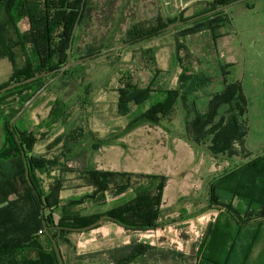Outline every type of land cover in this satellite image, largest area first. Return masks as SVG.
Here are the masks:
<instances>
[{
	"label": "trees",
	"instance_id": "16d2710c",
	"mask_svg": "<svg viewBox=\"0 0 264 264\" xmlns=\"http://www.w3.org/2000/svg\"><path fill=\"white\" fill-rule=\"evenodd\" d=\"M233 1L236 0L198 1V11L190 17H184L182 13L166 15L162 9L149 21L128 24L124 43L131 45L154 38L177 22H186L173 29L182 37L208 31L215 52L217 75L211 77L204 72L203 61H200L199 68L196 67L199 60H192V53L182 55L187 48L179 39L175 51L180 68L177 88L155 89L154 81L148 87H141L134 82L131 72H119L121 76L115 88L118 116L129 115L131 104L141 106L164 94L161 100L139 111L125 131L143 121L160 124L172 120L180 103L187 107L191 102L194 109L197 95L217 78L220 91L211 94L204 113L193 110L195 116L186 122V134L189 133L191 143L207 146L215 157L239 154L236 147H243L249 133V103L241 80H230L231 68L236 64L221 53L218 44L221 38L230 35L232 19L228 11L223 10L188 22ZM98 3L97 0H0V59L11 62L14 71L9 80L0 83V89L65 66L71 48L73 56L75 25H80L86 14L92 17L98 11ZM98 53L100 51H91L87 57ZM18 60L23 64L22 70H19ZM207 62L210 61L203 65ZM70 73L71 69L63 76ZM52 77H43L0 94L3 131L0 148V264H59L46 228L60 250L69 243L72 234L90 233L108 222L139 232L164 228L159 220L166 187L164 176L67 168L68 154L72 151L67 142L85 138L81 127L62 134L57 142L49 144L46 154H34L37 144L47 141L59 124L66 125L72 114L68 104L59 99L51 104L47 118L32 130L19 126V120L26 118L30 110L44 100L52 86L11 126V120L23 105ZM190 130H193V136ZM103 143L109 142L104 140ZM54 150L57 155L52 154ZM26 167L33 186L28 182ZM60 168L63 172L76 173V177L67 180L60 175L54 176ZM68 182L70 186H67ZM76 189L84 193L66 201L62 199L64 191ZM129 194L133 195L132 198L121 205L103 212H87L88 205L104 207ZM210 195L216 204L224 207L229 218L218 217L209 228L202 246L195 253L197 264H248L261 226L248 228L242 217L256 220L264 217V153L228 169L220 178L210 182ZM233 200L238 204L230 208ZM171 252L183 254L176 250ZM64 263L68 264L65 259Z\"/></svg>",
	"mask_w": 264,
	"mask_h": 264
},
{
	"label": "rangeland",
	"instance_id": "374dc122",
	"mask_svg": "<svg viewBox=\"0 0 264 264\" xmlns=\"http://www.w3.org/2000/svg\"><path fill=\"white\" fill-rule=\"evenodd\" d=\"M97 1L98 11L93 13L94 16L86 14L77 26L72 61L74 58H87L91 51L101 52L124 46L71 68L70 75L57 79L51 85V92L18 124L22 129L32 130L47 118L51 104L59 99L64 100L72 110L68 123L59 124L47 141L39 142L34 154H46L49 144L57 142L62 134L81 127L85 138L67 142L72 148L68 154L67 168L74 171L97 169L164 176L166 187L159 218L164 228L139 232L108 222V226L100 231L109 232L106 242H99L101 246L98 243L82 245L76 234H72L69 243L63 245L62 249H66L69 257H72L75 246L81 252H87L86 257L77 258V264H197L195 253L202 246L209 228L218 217L223 220L229 218L224 207L213 201L210 182L220 178L228 169L264 153V0H248L227 9L232 19L230 35L221 38L218 43L221 53L236 64L231 68L230 80H241L249 103V133L243 147H236L239 154L234 157H215L207 146L191 143L189 133L186 134V122L194 118V111L204 113L211 94L220 91L221 84L217 78L197 95L194 109L191 102L187 107L180 103L170 121L160 124L143 121L125 131L139 111L161 100L164 94L155 96L141 106L131 104V113L127 116L117 115L115 88L119 84L121 71L131 72L134 82L141 87L150 86L152 81L155 82V89L178 87L180 68L175 52L178 39L187 48L181 52L182 55L192 53V60H199L196 61L198 68L200 61H210L206 65L202 63V69L211 77L217 75L215 52L208 31L182 37L171 30L139 44L124 43L128 24L149 21L162 9L166 15L182 13L184 17H190L198 11V1L208 0ZM18 63L19 70H22L23 64L19 60ZM13 72L11 62L0 59V83L9 80ZM1 125L0 121V148L3 145ZM190 132L193 136V130ZM104 140L109 143H103ZM53 153L57 155V150ZM58 175L67 180L76 177V173L63 172L62 168L54 173V176ZM70 185L68 182L67 186ZM81 193L84 191L66 190L62 193V199L66 201ZM132 196L129 194L104 207L88 205L87 212H103L125 203ZM237 204L238 201L233 200L230 208ZM242 219L247 221L248 228L261 226L248 264H264V217L256 220L243 216ZM100 232L95 233L97 239H101ZM116 241L124 244L111 251L103 250L115 245ZM173 250L183 254H175L171 252Z\"/></svg>",
	"mask_w": 264,
	"mask_h": 264
},
{
	"label": "water",
	"instance_id": "95a60500",
	"mask_svg": "<svg viewBox=\"0 0 264 264\" xmlns=\"http://www.w3.org/2000/svg\"><path fill=\"white\" fill-rule=\"evenodd\" d=\"M248 0H236V1H233L227 5H223V6H220L218 8H216L215 10L211 11V12H208L206 14H203V15H200V16H197V17H194L190 20H188V22H191V21H194L198 18H201V17H204V16H207V15H210V14H213V13H216V12H220V11H223V10H227L237 4H241L242 2H246ZM186 22H177V23H174V24H171L169 26H167L166 28L163 29V31H170V30H173L174 28L178 27V26H181V25H184ZM77 26H78V23L75 25L74 27V31H73V35L75 34L76 32V29H77ZM124 45H120V46H115V47H112V48H109L107 50H104V51H101L100 53L98 54H94L90 57H87V58H83V59H80V60H76V61H72V48L70 49L69 51V59H68V62L65 66L61 67L60 69L58 70H54V71H51V72H47V73H43V74H40V75H37L35 77H32V78H29L27 80H24L22 82H15L13 84H10L2 89H0V94H3L7 91H10V90H13L17 87H20L22 85H26V84H29L33 81H36L40 78H43V77H50V76H53L41 89H39L24 105L23 107L18 111V113L13 117V119L11 120V126L14 125V123L26 112V110L30 107V105L41 95L43 94V92L49 87L51 86L57 79H59L60 77H62L67 70L73 68L74 66L80 64V63H83L87 60H90L92 58H95L99 55H102V54H106L110 51H115V50H119L123 47ZM18 139V138H17ZM19 141V139H18ZM26 173H27V179H28V182L31 186H33V183L30 179V175H29V169L26 167ZM46 231H47V234L48 236L50 237L51 241H52V244L54 246V250L56 252V255H57V258H58V261H59V264H65L64 263V260H63V256H62V253H61V250H60V247L57 243V241L55 240V238L51 235V233L49 232V229L46 228Z\"/></svg>",
	"mask_w": 264,
	"mask_h": 264
},
{
	"label": "crops",
	"instance_id": "0c3cea01",
	"mask_svg": "<svg viewBox=\"0 0 264 264\" xmlns=\"http://www.w3.org/2000/svg\"><path fill=\"white\" fill-rule=\"evenodd\" d=\"M106 226H108V224L106 223L103 227H101V228H99V229H97V230H94L93 232H90V233H75L76 234V236H77V240H78V242L80 243V244H82V245H84V244H87V243H91V244H96L97 245V243L100 245V241L102 240L103 241V243L102 244H104V242H106L105 240H106V238H107V235H109V232H104V233H101L100 231L101 230H103L104 229V227H106ZM117 226V225H116ZM118 227V226H117ZM96 232H100V235H101V239H97L96 238V236L97 235H95V233ZM74 234V235H75ZM118 235V234H117ZM115 239H117V236H116V238ZM121 241V240H120ZM116 244L115 245H113V246H111V247H106V248H103V250L104 251H111V250H114V248H118V247H120V246H122L124 243L123 242H118V241H116L115 242ZM101 246V245H100ZM75 249L72 251V257H71V255H70V257H69V254H67L66 252V249L64 248V249H62V254H63V256H64V259L66 260V262L68 263V264H71V261H73V263L72 264H77L78 262H77V258H82V256L83 257H86L87 255H88V253L87 252H81L76 246L74 247ZM77 250V251H76ZM78 252V253H77ZM79 256H81V257H79ZM113 259V257H110V259ZM111 259V260H112Z\"/></svg>",
	"mask_w": 264,
	"mask_h": 264
}]
</instances>
